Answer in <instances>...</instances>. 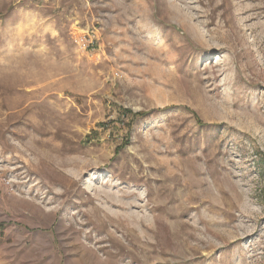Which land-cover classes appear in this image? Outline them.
<instances>
[{
	"label": "rangeland",
	"instance_id": "1",
	"mask_svg": "<svg viewBox=\"0 0 264 264\" xmlns=\"http://www.w3.org/2000/svg\"><path fill=\"white\" fill-rule=\"evenodd\" d=\"M0 264H264V0H0Z\"/></svg>",
	"mask_w": 264,
	"mask_h": 264
},
{
	"label": "built area",
	"instance_id": "2",
	"mask_svg": "<svg viewBox=\"0 0 264 264\" xmlns=\"http://www.w3.org/2000/svg\"><path fill=\"white\" fill-rule=\"evenodd\" d=\"M76 43L78 44V47L83 51H87L90 48L89 44L87 43V39L85 37H80L79 39L76 40Z\"/></svg>",
	"mask_w": 264,
	"mask_h": 264
}]
</instances>
